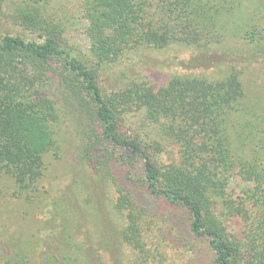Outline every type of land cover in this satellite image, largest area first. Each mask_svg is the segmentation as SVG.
I'll use <instances>...</instances> for the list:
<instances>
[{
  "label": "trees",
  "instance_id": "16d2710c",
  "mask_svg": "<svg viewBox=\"0 0 264 264\" xmlns=\"http://www.w3.org/2000/svg\"><path fill=\"white\" fill-rule=\"evenodd\" d=\"M4 1L0 27L11 22L0 31L6 191L39 207L46 159L61 153L57 131L84 118L80 162L94 165L114 197L111 248L107 239L90 250L83 239L51 234L40 264H175L178 256L183 264L158 235L157 216L138 203L141 194L180 213L211 264H264V88L251 97L246 77L253 66L264 71V0H79L88 58L63 41L68 2L14 0L7 14ZM142 50L172 52L163 63L175 73L164 83L140 77L119 90L99 85L104 67ZM127 109L177 147L175 162H159L157 142L121 133ZM66 203L56 198L52 208L59 215ZM238 220L241 230L231 235L226 225ZM8 253L0 264H30L22 245Z\"/></svg>",
  "mask_w": 264,
  "mask_h": 264
},
{
  "label": "rangeland",
  "instance_id": "374dc122",
  "mask_svg": "<svg viewBox=\"0 0 264 264\" xmlns=\"http://www.w3.org/2000/svg\"><path fill=\"white\" fill-rule=\"evenodd\" d=\"M50 1V5H53L52 2L62 0ZM64 2H68L65 5L73 7V12L62 33L63 41L83 52L88 58L86 22L78 13L76 14L79 0H65ZM16 7L14 0H5L3 11L11 14ZM2 22L1 32L11 25L10 21ZM9 31L19 32L13 27ZM171 55H173L172 52L155 50H142L130 54V61L122 58L117 64L104 67V71L100 73L99 85L106 91L119 90L129 81L140 77L164 83L170 75L175 73L167 70L166 63H163V60ZM181 57H187V53L182 52ZM246 77L251 87L249 95L260 97L263 92L261 89L264 88V71L260 67L253 66L248 69ZM52 87L51 92L57 97L60 90L55 85ZM121 123V133L125 137L138 138L148 144L158 143L161 148L157 153L159 162L168 164L177 160V147L160 137L156 126L147 123L141 112L127 109L122 114ZM87 133L88 127L84 118L68 123L61 131H57L56 138L61 153L58 159L50 156L46 159L47 172L43 180L45 195L39 207L37 206L39 209L35 205L13 199L6 191L3 181L0 180L1 255L9 254V246L22 245L29 253L30 264H40L41 255L47 248L43 240L51 234L55 236L56 233L59 238L71 235L72 238L83 239L90 250L92 246L96 248L99 244L101 246L106 239L109 247H112L115 238L111 241L108 238H112L110 233H114L115 223L111 221L114 210L111 209L109 200L114 197L108 194L109 186L102 174L93 167L94 165H85L79 159V154L86 141L84 136ZM59 197H63L67 203L64 213L60 212L61 214L58 215L52 208V201ZM137 201L147 207L149 214L157 216L160 221L158 235L162 240L171 244L168 246L171 253H182L183 264H211V254L205 248V244L185 233L184 218L180 213L175 209L171 212L168 207L153 200L147 194H141ZM226 226L231 235L238 234L241 230L239 220L228 222ZM33 238H37L38 242ZM5 242H8V245ZM181 261V257L178 256L175 264Z\"/></svg>",
  "mask_w": 264,
  "mask_h": 264
}]
</instances>
